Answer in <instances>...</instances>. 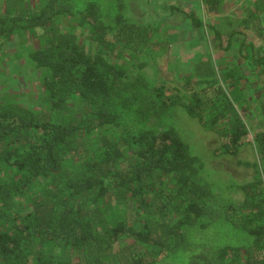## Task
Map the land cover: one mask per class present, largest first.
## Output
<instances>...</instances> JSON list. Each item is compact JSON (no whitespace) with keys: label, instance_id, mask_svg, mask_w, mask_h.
Here are the masks:
<instances>
[{"label":"trees","instance_id":"obj_1","mask_svg":"<svg viewBox=\"0 0 264 264\" xmlns=\"http://www.w3.org/2000/svg\"><path fill=\"white\" fill-rule=\"evenodd\" d=\"M202 1L217 11L220 0ZM118 6L109 20L103 16L111 10L94 0L0 11V44L39 35L26 55L42 71L46 106L0 94V264H162L169 255L172 264H264V128L248 141L229 96L242 95L243 73L225 66L214 85L206 56L195 62L194 79L183 77V90L148 80L144 63L128 59L144 50L151 24L128 22L124 3ZM169 9L203 26L194 11ZM245 11L240 23L249 27L264 0ZM253 62L264 72V54ZM177 107L217 135L215 155L235 156L251 142L255 160L236 162L252 166L253 176L218 189L207 182L202 162L167 119ZM238 187L241 200L225 191ZM215 222L241 237L215 241L217 232L208 231Z\"/></svg>","mask_w":264,"mask_h":264},{"label":"rangeland","instance_id":"obj_2","mask_svg":"<svg viewBox=\"0 0 264 264\" xmlns=\"http://www.w3.org/2000/svg\"><path fill=\"white\" fill-rule=\"evenodd\" d=\"M42 0H0V11L5 8L25 7L32 9L41 3ZM102 10L108 8L110 13L104 12V19L109 20L119 11V1L125 7L122 12L128 22L140 25L151 24L150 39L143 51L131 54L132 59H128L131 52L126 56L130 64L142 62L141 70L148 80H161L166 87L182 89L183 77L190 76L194 79L193 67L197 59L208 56L211 58L215 71L214 85L222 83L221 73L225 66L231 67L245 77V86L242 95H229L234 99V105L242 116L248 129L247 140H251L254 132L264 128V111L262 102L264 101V72H260V66L253 62L254 54L258 52L264 54V12L257 22L250 23L249 27H243L240 20L245 14L246 8L254 0H236L237 4L220 3L217 11L209 12L204 3L197 4L194 9L183 0H94ZM230 1V0H222ZM176 5L184 10H194L196 15L202 20L203 26L195 27L190 20L181 13L175 11L171 13L169 6ZM112 7V9L110 8ZM121 11V10H120ZM114 13V14H112ZM66 25V22L63 20ZM210 26H214L221 34L220 39H216ZM237 30L232 38L231 45L225 48L229 32ZM37 33L39 31H36ZM79 35V34H78ZM38 34L30 36L13 35L8 41L0 44V94L12 93L16 100L30 105L36 109H46L41 97L40 76L42 71L28 60L26 52L30 48L36 47ZM80 36V35H79ZM82 43L89 50L95 48V44L82 35ZM241 43L252 44L242 47ZM240 45V46H239ZM255 51V52H254ZM254 53V54H253ZM140 70V69H139ZM205 86L204 84H202ZM2 86L6 88H2ZM194 85L192 89H197ZM191 90H186L187 94ZM229 93V89H227ZM238 92V91H237ZM174 114L167 117L170 125L175 127L184 141L189 145L192 154L199 158L203 166L201 172L206 176V181L215 185V188L227 187L229 183L240 184L249 180L253 176V167L238 164L237 158L253 161L256 158L251 142H246L240 152L235 156L215 155L214 149L219 145L217 135L204 128L200 122L190 116L183 107L173 109ZM226 192H231L241 200L242 190L228 188ZM210 235H216L215 241L225 240L236 242L237 235L240 238L241 232L237 234L228 231L223 233V227L219 228L218 222L209 226ZM237 234V235H236ZM170 255L162 264H172Z\"/></svg>","mask_w":264,"mask_h":264},{"label":"crops","instance_id":"obj_3","mask_svg":"<svg viewBox=\"0 0 264 264\" xmlns=\"http://www.w3.org/2000/svg\"><path fill=\"white\" fill-rule=\"evenodd\" d=\"M183 2L186 3V4H189L192 9H194V6L197 5L198 3L201 4V5L203 4V1L202 0H183ZM174 3H176V0H174ZM220 3L237 4V1L236 0H230V1H224V2H222V0H220L219 1V4ZM219 4H218V6H219ZM194 10H192V11H194ZM206 10L209 11V12H212V11L208 10L207 8H206Z\"/></svg>","mask_w":264,"mask_h":264}]
</instances>
